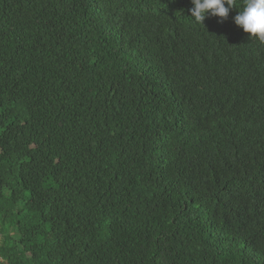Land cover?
Returning <instances> with one entry per match:
<instances>
[{
    "label": "trees",
    "instance_id": "1",
    "mask_svg": "<svg viewBox=\"0 0 264 264\" xmlns=\"http://www.w3.org/2000/svg\"><path fill=\"white\" fill-rule=\"evenodd\" d=\"M244 4L0 0V264H264Z\"/></svg>",
    "mask_w": 264,
    "mask_h": 264
},
{
    "label": "clouds",
    "instance_id": "2",
    "mask_svg": "<svg viewBox=\"0 0 264 264\" xmlns=\"http://www.w3.org/2000/svg\"><path fill=\"white\" fill-rule=\"evenodd\" d=\"M191 3V16L203 25L208 15L227 18L230 10L237 8L236 0H191ZM234 22L264 43V0H245L243 11L238 12Z\"/></svg>",
    "mask_w": 264,
    "mask_h": 264
},
{
    "label": "bare ground",
    "instance_id": "3",
    "mask_svg": "<svg viewBox=\"0 0 264 264\" xmlns=\"http://www.w3.org/2000/svg\"><path fill=\"white\" fill-rule=\"evenodd\" d=\"M213 100H215V99H213ZM231 100H232V99H231ZM231 103H233V102H231ZM205 104H206V103H205ZM226 105H227V104H226ZM205 106H206V105H205ZM208 106H210V105H208ZM208 106H207V107H208ZM212 107H213V106H212ZM207 109H208V108H207ZM207 109H206V110H207ZM216 109H217V108H216ZM220 111H221V110H220ZM207 112H208V111H207ZM221 113H222V112H221ZM212 119H213V118H212ZM169 122H170V121H169ZM169 122H168V123H169ZM158 125H159V124H158ZM168 128H169V127H168ZM116 138H117V137H116ZM128 139H129V138H128ZM165 143H166V142H165ZM169 143H170V142H169ZM159 147H160V146H159ZM164 149H165V148H163V150H164ZM167 149H168V148H167ZM172 149H173V148H172ZM181 151H182V150H181ZM163 153H165V152H163ZM157 163H158V162H157ZM161 170H162V169H161ZM137 175H138V174H137ZM156 176H157V175H156ZM158 177H159V176H158ZM153 178H154V177H153ZM155 178H156V177H155ZM145 179H146V178H145ZM153 184H154V183H153ZM210 186H211V185H210ZM210 190H211V189H210ZM225 236H226V235H225ZM229 236H230V235H229ZM223 238H224V237H223ZM229 239H230V238H229Z\"/></svg>",
    "mask_w": 264,
    "mask_h": 264
}]
</instances>
